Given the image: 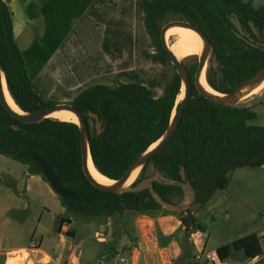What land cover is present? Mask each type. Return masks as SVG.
<instances>
[{
    "label": "trees",
    "instance_id": "trees-1",
    "mask_svg": "<svg viewBox=\"0 0 264 264\" xmlns=\"http://www.w3.org/2000/svg\"><path fill=\"white\" fill-rule=\"evenodd\" d=\"M145 28L155 46L170 63L160 43L161 21L174 13L199 28L212 46L205 72L208 85L221 94L231 93L243 81L264 69V48L255 43L264 36V3L254 7L245 0H150L144 1ZM234 17L245 39L235 33ZM0 64L9 92L24 112H33L57 103L41 99L32 89L23 56L15 43L12 14L0 0ZM186 67V66H185ZM175 69V68H174ZM191 81V97L172 139L142 169L137 182L152 164L167 181L189 182L196 191L195 205L204 206L218 190L230 183V174L239 168L264 166V127L248 125L256 118L247 106L227 107L215 104L196 91L193 79L197 63L186 67ZM181 81L176 72L159 98H153L139 84H120L115 88L93 86L82 91L70 103L85 116L89 128V149L95 168L110 180L120 179L128 167L166 131L177 107ZM98 116L102 132L92 130L88 116ZM0 155L28 167V174L45 180L33 156L42 159L58 177L60 184L76 199H58L67 217L107 221L114 216L172 213L184 228L183 260L188 261L190 237L204 229L190 208L182 213L169 212L156 203L149 189L114 194L91 185L82 172L80 131L76 124L47 118L24 124L11 117L0 105ZM183 172V175L182 173ZM152 191L164 202L177 205L181 187L155 182ZM69 222V221H67ZM74 236L73 232H68ZM111 245L106 251L110 252ZM233 251L248 258L261 254L256 234L218 247L216 253L226 261ZM190 264V262L188 263Z\"/></svg>",
    "mask_w": 264,
    "mask_h": 264
},
{
    "label": "crops",
    "instance_id": "crops-1",
    "mask_svg": "<svg viewBox=\"0 0 264 264\" xmlns=\"http://www.w3.org/2000/svg\"><path fill=\"white\" fill-rule=\"evenodd\" d=\"M2 1L12 14L13 37L25 61L32 89L41 99L70 104L90 87L115 88L120 84H139L150 90L153 98L163 95L168 66L145 28V0ZM4 160L0 158V165ZM2 174L15 182L24 198L13 195L11 199L15 203L0 202V264H34L32 257L37 254H43L41 260L48 262L51 257L43 248V237L34 242L32 238L31 244L26 242L31 218L28 211L34 203V208L46 211L41 217L51 215L56 221L58 236L69 238V231L75 236L74 229L59 225L65 210L58 195L40 175L28 174V167L19 162L6 172L0 170ZM191 213L196 218L197 212ZM19 214L23 218L18 219ZM132 216L136 241L129 246H118L115 244L120 237L110 238L107 233L105 238L101 234L98 241L105 244L103 251L111 245L126 249L132 254L129 264H209L204 250L201 258L195 260L201 254L193 253L198 232L190 237V259L183 260L184 228L177 215L158 212ZM109 220L102 223L101 232L106 231ZM250 234L259 238L261 254L248 258L242 251H233L226 263L264 264V229L237 239ZM60 241L64 243L62 246L69 247L68 240L60 238ZM74 253L58 247L54 264H77Z\"/></svg>",
    "mask_w": 264,
    "mask_h": 264
},
{
    "label": "rangeland",
    "instance_id": "rangeland-1",
    "mask_svg": "<svg viewBox=\"0 0 264 264\" xmlns=\"http://www.w3.org/2000/svg\"><path fill=\"white\" fill-rule=\"evenodd\" d=\"M251 1L254 7H258L264 3V0H245ZM185 21L179 15L174 13H168L161 21V28L168 23ZM235 26V33L237 36L245 39V35L237 23L234 17L231 18ZM186 22V21H185ZM175 36H171L169 41L171 43L176 41ZM175 40V41H174ZM250 43H255L258 46L264 48V36H258L255 40H249ZM186 67H190L194 63L198 62L197 56H189L180 60ZM168 66V81L172 78L176 72L174 67L167 60ZM183 92L177 98V103L180 101ZM239 105L249 107L256 115L253 121L248 122V125L264 127V88H262L256 95H251L245 100H242ZM53 119V118H51ZM90 127L93 130L94 124L90 122ZM5 159V163L0 165V170L6 172L10 170L11 165L14 162L10 158L0 156ZM21 174V172H19ZM145 177L155 176L160 180H165L163 176L158 173L152 164H150L145 172ZM19 189L16 188V184L9 177L2 174L0 176V202H5L7 205H11V197L16 196L19 199H23V195H19ZM190 200V194L184 191L182 200L176 199L179 207H187ZM33 203L30 207L31 218L29 220V229L26 235V242L31 244L40 237H43L45 242L43 248L45 252L50 255L51 260L44 262L41 260V255L33 256L32 260L34 264H54V255L58 247L61 249L64 247L69 251H75V256L78 257L77 264H95L98 254L104 250V245L98 241L101 238V234L106 238L107 233L109 237H120L119 242L115 245H132L136 241L137 232L134 229L135 219L132 215L114 216L109 220L110 225L106 227V231L101 232L102 223L97 219H83L79 217H71V222H66L65 225L69 229H74L76 234L74 237L65 235L58 236V228L56 221H53L51 215L44 214L41 217V213H46L40 207L34 208ZM191 212H197V221L202 225L204 231L198 232L194 238L195 249L193 253H201L202 250L205 253L216 250L217 247L229 244L231 241L236 240L238 237L250 233L252 231L264 229V168H239L234 170L230 174V183L223 190H218L214 193L210 201L201 208L197 205L189 207ZM24 214V213H23ZM22 214H19L20 216ZM23 218L22 216L18 219ZM68 218V217H67ZM33 238V239H32ZM63 238L64 241H69V247L67 244L60 241ZM80 251V255L79 252ZM77 252V253H76ZM105 252V251H103ZM102 252V253H103ZM101 253V254H102ZM100 254V255H101ZM227 264H231L227 261Z\"/></svg>",
    "mask_w": 264,
    "mask_h": 264
},
{
    "label": "water",
    "instance_id": "water-1",
    "mask_svg": "<svg viewBox=\"0 0 264 264\" xmlns=\"http://www.w3.org/2000/svg\"><path fill=\"white\" fill-rule=\"evenodd\" d=\"M179 26V27H184L188 28L192 31H194L202 40L203 42V48L201 51V54L198 57V62H197V69L194 74V79H193V84L198 92L199 95L204 97L205 99L218 104L222 106H227V107H235L239 106V103L242 101L241 98L243 96L249 95L252 91V88L259 85L262 81H264V69L257 72L255 75L252 77L248 78L247 80L243 81L238 87H236L231 93L228 94H221L217 91H215L213 88H211L205 78L206 84L217 94H212L208 91H206L201 83L200 79L202 74L205 77V72L207 69L208 62L211 58L212 54V46L211 43L208 41L204 33L197 27L191 25L188 22H183V21H177V22H171L163 26L160 30V43L163 51L165 52L166 56L168 57L171 65L175 68L176 74L179 76L180 81H181V89H180V94L181 90L183 92L182 99L177 103V107L173 112L172 118L170 120V123L166 129V131L163 133V135L151 146L154 144L155 147L150 150L151 146L143 152L126 170L124 175L118 179V180H113L115 183L110 186H105L101 185L98 183L90 174L88 170V157H90L91 161V155H90V149H89V128L88 125L85 121V116L78 111L76 108H74L71 104H66V103H57L53 106L40 109L37 111L33 112H24L20 107L16 104L14 99L11 98L16 104V106L22 111L23 114H19L12 110V108L9 106L8 102L6 101V97L4 95V87H3V82H2V75L5 79V75L3 72V69L0 64V105L5 109V111L14 119L18 120L21 123L24 124H31V123H38L44 119L50 118L49 115H51L54 112L61 111V110H66L69 111L73 114H75L78 118V123H74L78 126L79 131H80V146H81V166H82V172L85 175L86 179L89 181L91 185L96 187L97 189L109 193H114V194H121L127 191H131L133 193H138L144 190L149 189L151 192V195L153 196L154 200L156 201L157 204H159L164 210L169 211V212H176V213H182L189 207L195 204L196 200V191L192 187V185L184 181H167V180H160L155 176L151 177H146L139 182L136 183L134 187L130 185L129 187H123L125 183L127 182L130 174L132 171L136 168L140 169V173L143 169V167L156 155L158 154L162 149L166 147V145L169 143V141L172 139L174 136L175 132L178 129V126L181 122L183 112L185 110V107L187 105L188 100L191 97V81L190 77L188 74V71L185 67V65L178 60V58L169 50L166 41H165V33L169 28ZM6 81V79H5ZM7 84V83H6ZM8 89V86H7ZM248 90V91H247ZM9 91V89H8ZM10 93V92H9ZM88 116L94 120V127L96 130L97 135H99L102 132V124L98 118L97 115L89 112ZM33 161L36 162L42 171V175L45 178L46 182L49 184L51 189L56 193L61 198H73L76 199V197L73 195L71 191L68 189H65L59 182L58 177L54 174V172L50 169V167L38 156H33L32 157ZM93 164V162H92ZM94 166V165H93ZM95 168V166H94ZM96 169V168H95ZM96 171L101 174L97 169ZM183 175V172H181ZM102 175V174H101ZM104 176V175H103ZM140 176V175H139ZM139 178V177H138ZM137 178V179H138ZM109 179V178H108ZM136 179V181H137ZM135 181V182H136ZM134 182V183H135ZM155 182H163L166 185L170 186H176V187H181L184 191H187L190 194V200L189 203L187 204V207H179L178 205L174 204H169L164 202L160 197H158L153 191H152V185ZM133 183V184H134Z\"/></svg>",
    "mask_w": 264,
    "mask_h": 264
},
{
    "label": "bare ground",
    "instance_id": "bare-ground-1",
    "mask_svg": "<svg viewBox=\"0 0 264 264\" xmlns=\"http://www.w3.org/2000/svg\"><path fill=\"white\" fill-rule=\"evenodd\" d=\"M171 36H175L177 38L176 41L174 40L175 42L173 43L169 41ZM165 41L169 50L178 58V60L185 59L186 57L189 56H199L203 48V42L201 38L194 31L179 26L169 28L166 31ZM2 82L4 87V95L6 97V101L8 102L9 106L15 112L19 114H23L22 111L16 106V104L12 100L10 93L7 89V84L3 75H2ZM200 83L206 91L212 94H217L206 84L205 77L203 74L201 76ZM262 88H264V81H262L259 85L253 87L251 93L249 95L243 96L241 100H245L251 95H256ZM49 117L63 122L78 123L77 116L66 110L54 112L51 115H49ZM155 145L156 144L151 146L150 150L153 149ZM88 170L91 176L101 185L110 186L115 183L113 180L108 179L107 177L99 174L96 171L90 157H88ZM139 174H140V169L139 168L134 169L123 187L125 188L132 185L138 178Z\"/></svg>",
    "mask_w": 264,
    "mask_h": 264
},
{
    "label": "built area",
    "instance_id": "built-area-1",
    "mask_svg": "<svg viewBox=\"0 0 264 264\" xmlns=\"http://www.w3.org/2000/svg\"><path fill=\"white\" fill-rule=\"evenodd\" d=\"M67 221L71 222V217H68L65 222L62 223L64 225ZM203 253L196 255L195 260H199ZM206 259L209 264H227L226 261L221 260L216 253V251H211L205 254ZM132 258V254L129 253L128 250L122 248H114L110 252H103L98 256L95 264H129Z\"/></svg>",
    "mask_w": 264,
    "mask_h": 264
}]
</instances>
